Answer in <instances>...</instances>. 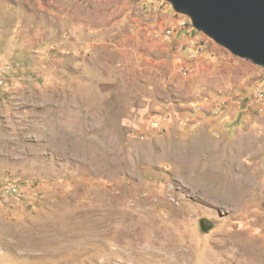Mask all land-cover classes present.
<instances>
[{"label":"rangeland","instance_id":"rangeland-1","mask_svg":"<svg viewBox=\"0 0 264 264\" xmlns=\"http://www.w3.org/2000/svg\"><path fill=\"white\" fill-rule=\"evenodd\" d=\"M0 63V264H264L262 67L165 0H0Z\"/></svg>","mask_w":264,"mask_h":264},{"label":"water","instance_id":"water-1","mask_svg":"<svg viewBox=\"0 0 264 264\" xmlns=\"http://www.w3.org/2000/svg\"><path fill=\"white\" fill-rule=\"evenodd\" d=\"M232 55L264 69V0H165Z\"/></svg>","mask_w":264,"mask_h":264},{"label":"built area","instance_id":"built-area-1","mask_svg":"<svg viewBox=\"0 0 264 264\" xmlns=\"http://www.w3.org/2000/svg\"><path fill=\"white\" fill-rule=\"evenodd\" d=\"M6 75H7L6 68L3 64L0 63V89L1 90H8L9 89V83H8ZM256 99L259 100V102H261V107L259 108V111L261 112L264 108V94L262 91L257 92ZM163 119H167V117L164 115L162 117L161 121ZM13 192H15V189H13L11 186H6V187L2 188L1 196L6 197L8 195H13L14 194ZM16 195H18V194H16Z\"/></svg>","mask_w":264,"mask_h":264}]
</instances>
